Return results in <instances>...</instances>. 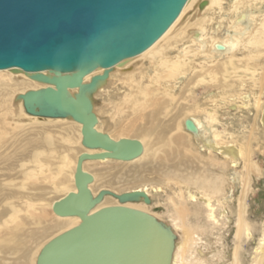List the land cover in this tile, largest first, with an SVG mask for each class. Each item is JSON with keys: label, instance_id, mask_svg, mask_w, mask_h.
<instances>
[{"label": "bare ground", "instance_id": "obj_1", "mask_svg": "<svg viewBox=\"0 0 264 264\" xmlns=\"http://www.w3.org/2000/svg\"><path fill=\"white\" fill-rule=\"evenodd\" d=\"M106 71L108 77L87 94L97 116L96 130L115 141L119 139L111 132L133 133L143 150L131 161L84 162L83 171L93 177L89 189L94 198L102 192L97 184L106 192L105 200L91 213L124 206L159 221V215L148 211L152 193L146 185L125 193H142L149 203L143 197L122 203L118 196L125 193L117 191L125 185L160 181L172 191L168 197L172 224L168 225L181 241L171 264H186L189 254L192 264H264V221L252 225L248 212L254 177L264 169L254 162L250 143L242 145L233 134H221L216 128L221 125L222 109L249 114L254 108L248 116L253 122L250 140L255 131L262 130L264 135V0H188L149 49L111 68L98 67L84 83ZM32 76L19 68L0 70V264H37L50 240L81 223L78 216L63 217L53 211L55 202L77 192L75 173L67 178L57 166L71 162L76 169L80 154L103 152L81 148L82 124L71 116L45 118L25 113L21 96L49 86ZM106 85L115 87L118 102L108 98L99 109L92 94L97 96ZM78 92V88L69 89L72 97ZM187 121L193 122L195 130L187 128ZM192 137L199 142L189 143ZM61 154H65L63 163ZM109 162L121 165L113 170ZM227 164L233 168L229 175ZM152 189L161 192L158 197L167 194L161 186ZM48 193L61 195L50 203ZM226 229L235 230L233 248H225L221 232ZM51 232L55 235L37 243ZM210 240L219 248L216 253L208 247L203 250ZM38 249L33 263L32 254Z\"/></svg>", "mask_w": 264, "mask_h": 264}, {"label": "water", "instance_id": "obj_2", "mask_svg": "<svg viewBox=\"0 0 264 264\" xmlns=\"http://www.w3.org/2000/svg\"><path fill=\"white\" fill-rule=\"evenodd\" d=\"M188 0H0V70L19 68L46 88L22 95L35 116L65 118L82 124V144L98 154L82 153L75 171L77 192L53 205L59 216H78L81 223L50 240L37 264H171L174 234L152 216L124 206L91 213L96 198L86 160L131 161L142 153L139 141L113 140L96 130L97 116L87 94L100 80L85 84L98 67L111 68L149 49L175 22ZM52 75H45L44 72ZM78 88L75 97L69 89ZM187 128L195 130L192 121ZM149 198L122 194L120 202Z\"/></svg>", "mask_w": 264, "mask_h": 264}, {"label": "rangeland", "instance_id": "obj_3", "mask_svg": "<svg viewBox=\"0 0 264 264\" xmlns=\"http://www.w3.org/2000/svg\"><path fill=\"white\" fill-rule=\"evenodd\" d=\"M238 57L239 58L242 57L241 52L238 53ZM108 71H109V73H113V70H108ZM209 94H211V93H209ZM209 94H206L204 96V98H205L204 100H206V97L209 96ZM92 96L94 98L93 101H94L95 105L98 106L97 108H99V109H101L100 107H102L103 105L105 106L104 101L107 100L108 98H110L113 103L118 102V97L116 95V89L112 85H110L109 89L107 88V85H106L97 96H95L94 94H92ZM24 111L26 114H28L26 109H24ZM254 112H255L254 108H251V112L249 114H243L239 109L238 110L222 109L219 112L220 118H221V125H218L216 128H218V131L221 132V134H224V135L226 133L227 134H233L234 137L238 140V142L242 145L247 146L248 143H250L251 149L253 150L254 162L258 163L260 165V167L262 169H264V135L261 133L262 130H260L261 132L255 131L254 132V138H252V140H250V130L249 129H250L253 122H252V120H248V116L252 115V113H254ZM24 118L25 117L23 116L22 120ZM41 118H43V117H41ZM101 119H102V121H105L107 119V115L103 114L101 116ZM187 119H189V118L187 117L184 120H187ZM41 121H43V120H41ZM258 123H260L259 119H258ZM98 127L104 132H108V133L110 132L105 127L102 128V127H100V125H98ZM111 133L116 137V139H122V138L137 139L136 135L133 133H128V134H122L119 132L118 133L117 132H111ZM194 138L195 137H192L191 139L188 138L187 141L191 144H192V142H194V140L199 142L198 139H196V138L194 139ZM80 145H81V148H84V146H82V143H80ZM64 158H65V154H61L59 157V161L61 163H63ZM109 163H110L109 166L113 167L112 168L113 170L116 168V166L121 165L119 163H113V162H109ZM57 167H58V170H60V169L62 170L61 171L62 174L63 173L66 174L67 178L72 176L76 170L74 164L71 162L63 163V165H61V167H59V166H57ZM232 170H233L232 165L227 164L226 165V174L229 175L232 172ZM238 170H240V169H238ZM94 171H96L94 173H99V171H101V170H94ZM46 174H48V172H46ZM161 175L164 178H169L168 174H164V175L161 174ZM54 176H57V178H58V174L56 172L54 173ZM159 177H161V176L159 175ZM133 178L136 181L137 178H135V177H133ZM135 181H133V182H135ZM117 183H120V182L117 181ZM97 185L95 187H97L98 192L104 191L105 188L101 187L102 185H98V186ZM142 185H146L145 188H149L150 193H152L151 198H150V200H151L150 204L151 205H149L148 211L150 213L159 215V221L158 222L163 224L165 227L169 228L173 232V234L175 235L176 239L174 242V250H173V253H174L176 251V247H177L178 243H181V241H179L180 240L179 237H177V235L174 233V231L170 228V225L172 224V222L169 218V215H170L169 210L171 211V204L168 200V197L172 196V191L169 189L168 185L163 184L160 181L157 183H152V182L147 183L146 182V183L133 184V185H128V186L125 185L124 187L122 186L121 188H119L117 193L122 194V193L130 191L129 190L130 188L143 187ZM153 185H156L159 187L161 186L162 188H164V190H166L167 194L164 197H163V194L161 195V197H158V194H160L161 192L155 193L152 189ZM107 189L111 192L115 191L114 189L106 188V190ZM227 190H228V188H226V191ZM252 192L253 193H251L249 195V198H248V205H249L248 212H249L250 223L252 225L256 226L258 223L264 221V172L262 173V175L258 176V178L254 177L253 191ZM99 194L100 193H97V196ZM60 195H61V193H58L55 195L48 193L46 198L51 203L55 200L56 197H58ZM103 200H105V199L103 198ZM114 205H116V204H114ZM48 211H49V213H51L50 208ZM152 211H154V212H152ZM28 217H30V216H28ZM29 220H31V219H29ZM168 224H170V225H168ZM257 228L258 227L255 228V231H257ZM53 233L54 232H51V233L41 237L37 241V243L38 244L44 243L49 238H51L53 235H55ZM234 233H235L234 229L232 231H227V229H226V230L221 232V234L223 236H225V238H226V241L224 244L225 248H226V246H230V248H233L232 247V244H233L232 240H233ZM205 243H206V245L203 246V250H207V247H208V250L210 251V253L211 252L216 253L219 250V248H217V247L215 248V244H213V242L211 240L205 241ZM253 246H254V244H253ZM245 249L249 250V247L245 246ZM39 250H41V249L34 250V252L32 254L33 263L35 262V259H37V253L39 252ZM188 260H191L190 254L187 256V261ZM187 261L185 262L186 264H192L191 261L190 262L188 261V263H187Z\"/></svg>", "mask_w": 264, "mask_h": 264}]
</instances>
